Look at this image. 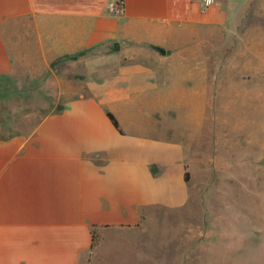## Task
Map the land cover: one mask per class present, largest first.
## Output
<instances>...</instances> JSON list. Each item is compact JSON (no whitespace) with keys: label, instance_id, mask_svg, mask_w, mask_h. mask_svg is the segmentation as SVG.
<instances>
[{"label":"crops","instance_id":"crops-1","mask_svg":"<svg viewBox=\"0 0 264 264\" xmlns=\"http://www.w3.org/2000/svg\"><path fill=\"white\" fill-rule=\"evenodd\" d=\"M114 1L0 0V94L24 80L51 111L0 119V264H171L187 211H203L187 159L219 126L204 111L220 85L249 109L264 94V0ZM247 131L243 157L264 158Z\"/></svg>","mask_w":264,"mask_h":264},{"label":"rangeland","instance_id":"rangeland-1","mask_svg":"<svg viewBox=\"0 0 264 264\" xmlns=\"http://www.w3.org/2000/svg\"><path fill=\"white\" fill-rule=\"evenodd\" d=\"M220 48L223 54L228 49L225 45ZM186 53L190 54L189 51ZM193 63L188 55L186 68H191ZM221 64L223 67L226 65L225 62ZM252 81L264 84V78ZM22 83L23 92L17 83L10 92H1L5 98H0V119L21 117L33 121L51 112L50 109L38 108L50 105L45 95L35 93L34 88L28 92L25 81ZM235 89L237 92L242 88L236 85ZM250 97L249 109L241 104L243 94L232 93L231 89L220 85L217 108L204 111V118L216 117L220 120L219 126L211 128L204 123L202 145L193 144L187 159L193 193L194 189L198 191L196 187L203 186V211L200 212L197 206L195 212L193 205V210L187 211L186 238L182 233L180 243L168 247L171 264L179 261L185 264H264V158H258V150L252 152L256 157L251 158L243 157L242 152L243 135L248 133V129L254 136L264 135V126L260 125L264 109L258 104L264 101V94L251 93ZM179 115L187 123L188 116L194 118V111L183 109ZM247 116H250L252 125H248ZM13 128L29 129L30 126ZM191 212L197 213V224H200V219L203 222L201 239L193 230L195 222H191L194 221ZM162 224L165 230L156 229L158 234L168 232V222L162 221ZM156 241L164 242L166 238L157 237ZM165 256L161 255L162 258Z\"/></svg>","mask_w":264,"mask_h":264},{"label":"built area","instance_id":"built-area-1","mask_svg":"<svg viewBox=\"0 0 264 264\" xmlns=\"http://www.w3.org/2000/svg\"><path fill=\"white\" fill-rule=\"evenodd\" d=\"M204 7H208L213 3V0H200ZM108 9L113 14H119L123 11V4L121 1L116 0L109 4Z\"/></svg>","mask_w":264,"mask_h":264},{"label":"trees","instance_id":"trees-1","mask_svg":"<svg viewBox=\"0 0 264 264\" xmlns=\"http://www.w3.org/2000/svg\"><path fill=\"white\" fill-rule=\"evenodd\" d=\"M0 98H5V94L0 95ZM0 101H1V100H0ZM106 115H107L108 119L111 121L112 125H113L115 128L118 129V122L116 121L115 117H114L111 113H109V112H107ZM184 179H185L186 181L188 180V174H187V173L184 174ZM92 246H93V244H92L91 247H90V251H91ZM88 262H89V256L87 257V263H88ZM87 263H86V264H87Z\"/></svg>","mask_w":264,"mask_h":264}]
</instances>
